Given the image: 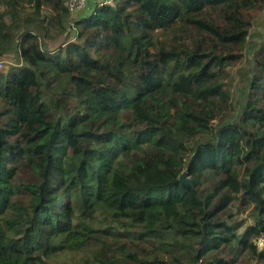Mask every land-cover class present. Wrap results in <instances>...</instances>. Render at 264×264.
<instances>
[{
	"label": "trees",
	"instance_id": "trees-1",
	"mask_svg": "<svg viewBox=\"0 0 264 264\" xmlns=\"http://www.w3.org/2000/svg\"><path fill=\"white\" fill-rule=\"evenodd\" d=\"M66 1L0 0V264H264V0Z\"/></svg>",
	"mask_w": 264,
	"mask_h": 264
},
{
	"label": "rangeland",
	"instance_id": "rangeland-1",
	"mask_svg": "<svg viewBox=\"0 0 264 264\" xmlns=\"http://www.w3.org/2000/svg\"><path fill=\"white\" fill-rule=\"evenodd\" d=\"M90 5L86 6L85 9L81 10L78 13H75L73 16H87L94 7L99 3L100 0H90ZM5 8L3 6H0V14L3 13ZM246 17H248L250 23H251V29H250V37L249 41L250 43L252 42H259L261 40L262 35L264 34V7L259 9H250L246 10L245 12ZM6 20L9 22V18L6 17ZM52 33H55V30H52ZM68 40L67 35L64 34L55 40H48L47 44L50 49H55L58 47H61L64 42ZM253 49L251 47L247 48L244 57H242L238 62H235L233 65H231L227 69V73L225 77L227 78L228 81H231L232 84H234V92H236V96H238V85L242 80L245 79L246 74L250 71V68L252 66V61H253ZM2 61V66L0 67V72H5L10 65H13L16 61L17 58L14 54L4 57L0 59ZM28 179V172L26 169H23L22 171L19 172V176L17 178L18 181L23 182ZM248 212L242 209L239 213V219H248ZM252 223V220H248L247 222ZM63 261L66 262L67 264H75V261L72 260L71 258H63ZM79 262V260L77 261Z\"/></svg>",
	"mask_w": 264,
	"mask_h": 264
},
{
	"label": "built area",
	"instance_id": "built-area-1",
	"mask_svg": "<svg viewBox=\"0 0 264 264\" xmlns=\"http://www.w3.org/2000/svg\"><path fill=\"white\" fill-rule=\"evenodd\" d=\"M90 0H67L66 1V8L67 10L74 15L75 13L80 12L81 10L85 9L86 6L89 4ZM114 0H100L99 5H113ZM2 66V61L0 60V67ZM259 248L264 247V235H262L259 240L256 242Z\"/></svg>",
	"mask_w": 264,
	"mask_h": 264
},
{
	"label": "water",
	"instance_id": "water-1",
	"mask_svg": "<svg viewBox=\"0 0 264 264\" xmlns=\"http://www.w3.org/2000/svg\"><path fill=\"white\" fill-rule=\"evenodd\" d=\"M187 175V172H184V174L180 178V181L184 184H192V181L187 177Z\"/></svg>",
	"mask_w": 264,
	"mask_h": 264
}]
</instances>
